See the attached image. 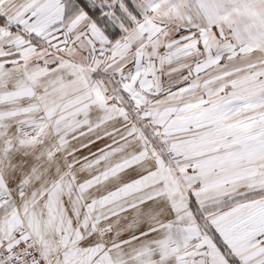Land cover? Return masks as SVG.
<instances>
[{
    "label": "snow or ice",
    "instance_id": "1",
    "mask_svg": "<svg viewBox=\"0 0 264 264\" xmlns=\"http://www.w3.org/2000/svg\"><path fill=\"white\" fill-rule=\"evenodd\" d=\"M0 264H264V0H0Z\"/></svg>",
    "mask_w": 264,
    "mask_h": 264
}]
</instances>
